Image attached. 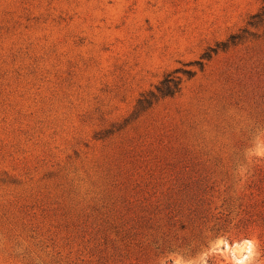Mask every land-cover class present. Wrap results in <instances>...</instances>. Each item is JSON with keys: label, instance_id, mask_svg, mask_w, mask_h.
<instances>
[{"label": "rangeland", "instance_id": "rangeland-1", "mask_svg": "<svg viewBox=\"0 0 264 264\" xmlns=\"http://www.w3.org/2000/svg\"><path fill=\"white\" fill-rule=\"evenodd\" d=\"M0 264H264V0H0Z\"/></svg>", "mask_w": 264, "mask_h": 264}, {"label": "trees", "instance_id": "trees-1", "mask_svg": "<svg viewBox=\"0 0 264 264\" xmlns=\"http://www.w3.org/2000/svg\"><path fill=\"white\" fill-rule=\"evenodd\" d=\"M168 93H170V92H168Z\"/></svg>", "mask_w": 264, "mask_h": 264}]
</instances>
